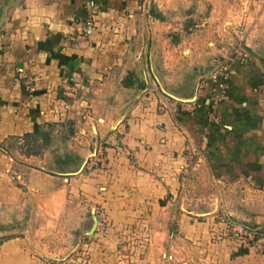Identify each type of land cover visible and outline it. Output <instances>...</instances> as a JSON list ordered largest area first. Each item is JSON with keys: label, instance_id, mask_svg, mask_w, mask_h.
I'll return each mask as SVG.
<instances>
[{"label": "crops", "instance_id": "0c3cea01", "mask_svg": "<svg viewBox=\"0 0 264 264\" xmlns=\"http://www.w3.org/2000/svg\"><path fill=\"white\" fill-rule=\"evenodd\" d=\"M145 4L146 0H30L13 18L6 32L0 34V234L3 235L0 264H39L41 255L36 248L39 241L52 238L68 227L81 228L80 245L86 238L91 239L94 259L107 247L115 257L113 250L130 238L126 229L130 222L148 226L152 221L147 214L149 210L154 213V222L166 225L170 220L165 212L172 202L161 197L160 181L164 178L153 177L146 168H161L166 163L175 168L173 154L182 143L179 120L188 118L189 112L175 110L176 103L170 110L163 111L160 102L164 98L155 91L142 96L137 93L133 98L136 81H127V75L136 52L133 47L123 46L125 38L122 37L134 32L137 19L144 17ZM89 17L94 19V26L85 25ZM247 36L256 44L251 33ZM253 52L252 61L238 67L239 72L233 75L230 103L206 105L199 101L194 117L201 121L210 106H217L224 118L237 117L236 130L243 131L250 127L248 118L264 116V56L257 54L254 48ZM126 57L130 60L124 64L121 60L126 61ZM73 90L86 105L90 102L95 105L93 110L89 105L86 111L92 118L87 120L95 123L97 136L82 135V141L86 138L87 142H76L73 146L72 152L77 154L73 172H61L63 175L57 176L34 162L25 164V171L17 175L24 179L25 191L24 186L8 176L11 162L17 163L16 158L1 147L11 143V136L21 138L25 133L40 131L41 122L50 124L65 119L70 114L67 104L76 94ZM117 99L119 103H113ZM120 103L129 104L126 111ZM117 105L120 106L118 113L124 110L121 116L128 115L127 122L119 125V130L126 129L125 135L120 137L117 131L108 133L113 127L109 117L114 116L113 106ZM81 110L85 112L84 107L77 112ZM262 131L264 127L259 125L248 129L247 133L258 136ZM89 141L98 148V153L104 150L103 166L92 171L85 169L91 152ZM37 159L39 165L41 158ZM173 170L169 169L165 175V180H171V186L178 181L174 179ZM57 188L65 191L64 200L69 203L68 206L62 204V215L48 223L38 215L27 222V229L15 227L16 221L24 216V206L31 202L36 211L41 206L45 215L48 213L51 217L53 190ZM97 210H103L107 217L105 231L96 230L94 213ZM212 219L206 222L207 230L213 224L222 232L226 225ZM177 220L180 230L198 226L197 222L190 224L181 214ZM161 231L163 237H167L166 230ZM208 232L203 244L208 248L206 259L212 264L213 261L214 264H264V254L258 252L255 245H244L231 238L205 242L210 237ZM181 239L178 236L176 243ZM154 241L159 247L154 245L149 249H154L157 261L162 264L159 257L164 251L160 247L164 238H154ZM48 243L43 253L46 257L53 256L55 249L50 241ZM174 254L172 261L179 264L181 259Z\"/></svg>", "mask_w": 264, "mask_h": 264}, {"label": "rangeland", "instance_id": "374dc122", "mask_svg": "<svg viewBox=\"0 0 264 264\" xmlns=\"http://www.w3.org/2000/svg\"><path fill=\"white\" fill-rule=\"evenodd\" d=\"M27 1L30 0H0V34L6 32L20 9L27 6ZM145 10L142 20L137 19L134 24V32L122 37L123 40L125 38L123 46L133 47L136 52L127 73V81H136L133 98L137 93L142 96L155 91L164 98L160 102L163 111L170 110L176 103L175 110L189 112L188 118L179 120L183 145L181 143V148L174 151L175 168L168 163L161 168H146L153 177L164 178L160 181L163 188L161 197L172 202L170 209L173 210L165 212L170 220L166 225L154 222V213L149 210L147 214L152 221L148 222V226L130 222L126 227L130 238L119 243L116 251L113 250L115 257L107 247L100 249L102 253L95 259L91 256V239L86 238L80 245L81 228L68 227L61 230L64 237L56 233L45 241H35L38 243L37 253L41 255L39 264H159L154 249H149L150 246H158L154 238H164L160 246L164 251L159 257L162 264H175L173 253L181 259L179 264H212L206 259L208 248L203 244L207 231L210 237L205 242L213 243L224 238L238 240L232 222L254 228L264 227V131L258 136L247 133L248 129L259 125L264 127V116L260 119L256 116L248 118L250 127L243 131L236 130L237 117L224 118L223 111L217 106H210L201 121L193 116L199 101L206 105L229 104L233 75L237 70L239 72L241 65L252 61L253 48L257 54L264 56V0H146ZM94 22L89 17L85 25L94 26ZM249 33L256 44L247 39ZM226 38H229L228 42ZM236 52L246 53L247 59L233 62L234 57H239ZM124 59L121 62L129 63L130 58ZM229 62V76L223 78L221 71ZM80 88L77 87V90ZM77 96L76 92L69 100L70 114L65 119L50 124L41 122L40 131L25 133L21 138L11 136V143L2 145L1 149L17 160V163L11 162L8 176L14 183L24 186L25 191L24 179L17 177L25 171V164L34 162L37 167L57 176L63 175L61 172H73L77 162L73 146L76 142H87L86 138L82 141V135L87 134L90 138L97 136L95 123L87 120L91 116L86 111L89 105L92 110L95 105L91 102L86 105ZM113 103H119L118 99ZM121 104L126 111L129 104ZM120 106H113L114 116L109 117L113 127L108 130V133L117 131L119 137L125 135L126 130H119V125L126 123L128 117L121 116L124 110L118 113ZM81 107H84V113L82 110L77 112ZM89 142L91 152L85 169L92 171L103 166L104 150L98 153V148L91 145L92 141ZM37 157L41 158L39 165ZM169 169H174L176 173L174 179L178 180L175 181L177 186L175 183L171 186V180H165ZM53 192L51 217L47 216L48 213L45 215L41 206L36 211L31 202L24 206V216L16 221L15 227L27 229V222L38 215L46 223L62 215L60 208L66 204L65 191L57 188ZM94 214L95 224L101 215L106 217L103 210ZM179 214L187 217L190 224L197 222L198 226L180 230ZM208 218L223 222L226 225L223 231L213 224L207 230ZM107 227H103L104 231ZM161 230H166L167 237H163ZM178 236L183 239L176 243ZM2 238L0 234V240ZM48 241L55 249L53 256L46 257L43 253L49 246ZM257 251L260 252L259 249Z\"/></svg>", "mask_w": 264, "mask_h": 264}, {"label": "built area", "instance_id": "2783aa9c", "mask_svg": "<svg viewBox=\"0 0 264 264\" xmlns=\"http://www.w3.org/2000/svg\"><path fill=\"white\" fill-rule=\"evenodd\" d=\"M233 53L235 54L234 51ZM236 53L239 55V57L236 54L238 58L234 57L233 62L235 61L241 62L242 60L247 59L246 53H243V52L242 53L236 52ZM229 66H231L230 62L225 68L222 69L221 75L223 78L229 76V73L227 70ZM222 81L224 82V79H222ZM232 223L231 225H233L235 235L239 241H241L242 243L249 244V245H255L257 249H259V251L264 254V227L261 226V227L254 228L248 224L235 223V222H232ZM95 225H96L97 231L99 232L104 231L103 227L106 225L108 226L107 218L101 215V217L98 218V220L96 221Z\"/></svg>", "mask_w": 264, "mask_h": 264}]
</instances>
